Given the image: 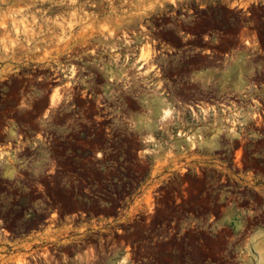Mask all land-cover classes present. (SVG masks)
<instances>
[{
	"label": "rangeland",
	"instance_id": "rangeland-1",
	"mask_svg": "<svg viewBox=\"0 0 264 264\" xmlns=\"http://www.w3.org/2000/svg\"><path fill=\"white\" fill-rule=\"evenodd\" d=\"M259 64L264 0H0V117L24 123L22 174L81 205L71 264H264L261 112L243 98ZM51 230L0 239V264Z\"/></svg>",
	"mask_w": 264,
	"mask_h": 264
},
{
	"label": "flooded vegetation",
	"instance_id": "flooded-vegetation-1",
	"mask_svg": "<svg viewBox=\"0 0 264 264\" xmlns=\"http://www.w3.org/2000/svg\"><path fill=\"white\" fill-rule=\"evenodd\" d=\"M262 56V54H260ZM262 59H259V63ZM261 68L255 75L258 86L254 94L243 96L253 104L261 112L256 120V133L259 134L257 140L260 142L259 151L252 154L251 157H264V66L258 65ZM42 76L36 78L37 81H44ZM49 79H45L48 82ZM53 81V80H52ZM53 94V93H52ZM52 96V95H51ZM50 96V98H51ZM229 98L233 95H227L223 102L231 103ZM235 100L238 97L233 98ZM213 101V100H211ZM49 106L50 99H49ZM263 115V116H262ZM24 123L16 119H6L0 117V239L6 240L7 243L22 242L23 239L31 236H37L43 233L48 227H52V235L60 238L57 242H50L44 248L33 247L26 260L27 264H71L78 257L81 260V205L73 213H68V208L65 205L55 203L52 194L45 198V193L39 186L28 180V176L22 174V160L20 158L23 140L20 132V127ZM13 134H11V128ZM37 138V137H35ZM260 152V153H259ZM12 154L14 157V166H7V160ZM17 157V160L15 159ZM7 157V158H6ZM235 157V154L232 155ZM13 172L12 177H8L7 173ZM30 179H32L30 177ZM40 223L35 229L22 232L15 227L13 231L5 229V226L10 223ZM73 228L69 230L68 228ZM66 229V230H65ZM78 231L77 240L70 242V238L75 237ZM120 233L121 231H117ZM64 241H66L64 243ZM81 263V261H80Z\"/></svg>",
	"mask_w": 264,
	"mask_h": 264
},
{
	"label": "crops",
	"instance_id": "crops-1",
	"mask_svg": "<svg viewBox=\"0 0 264 264\" xmlns=\"http://www.w3.org/2000/svg\"><path fill=\"white\" fill-rule=\"evenodd\" d=\"M259 188L261 191L264 192V180L262 181V183L259 184ZM234 215L235 214L233 213L229 214V217H233ZM252 238V247L254 255L255 257H258L259 260H262V262L264 263V223L254 228Z\"/></svg>",
	"mask_w": 264,
	"mask_h": 264
},
{
	"label": "bare ground",
	"instance_id": "bare-ground-1",
	"mask_svg": "<svg viewBox=\"0 0 264 264\" xmlns=\"http://www.w3.org/2000/svg\"><path fill=\"white\" fill-rule=\"evenodd\" d=\"M149 53V52H148ZM148 56H150V55H148ZM142 58H140V59H144L145 57H143V56H141ZM149 58V57H148ZM147 61H148V59H147ZM73 71V70H72ZM56 95L53 93V95L51 96V99H50V105L52 106V107H54V106H56V104L58 103V100H57V96L55 97ZM165 114V113H164Z\"/></svg>",
	"mask_w": 264,
	"mask_h": 264
}]
</instances>
